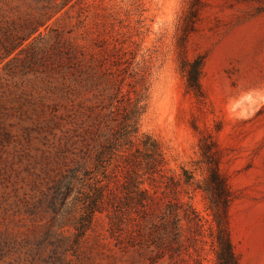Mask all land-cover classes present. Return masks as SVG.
I'll list each match as a JSON object with an SVG mask.
<instances>
[{"label":"rangeland","instance_id":"1","mask_svg":"<svg viewBox=\"0 0 264 264\" xmlns=\"http://www.w3.org/2000/svg\"><path fill=\"white\" fill-rule=\"evenodd\" d=\"M187 6V0H80L30 33L36 2L0 0V230L8 229L11 239L34 236L29 220H15L6 210L14 188H27V158L47 149L78 114L95 108L110 92L114 66L100 70L92 86L68 92L52 69L57 62L47 57L61 34L65 41L80 42L87 58L108 42L126 51L122 59L134 55L133 62L147 69L149 100L141 128L165 143L176 172L197 158L200 135L218 143L220 169L232 193L228 211L234 250L240 264H264V0H200L182 48L178 27ZM180 55L203 60L199 96L185 87ZM129 88L123 85L124 92ZM191 202L208 216L201 191L193 192ZM133 215L128 227L141 244H116L108 235L106 214L97 213L93 229L74 254L67 253L64 264H167L164 258L151 262L144 241L149 224ZM70 233L72 227L65 226L63 236ZM205 249L210 261L208 243Z\"/></svg>","mask_w":264,"mask_h":264},{"label":"trees","instance_id":"2","mask_svg":"<svg viewBox=\"0 0 264 264\" xmlns=\"http://www.w3.org/2000/svg\"><path fill=\"white\" fill-rule=\"evenodd\" d=\"M33 1L37 14L29 22L30 33L80 2ZM199 2L187 0L178 27L179 47L183 48L185 37L193 30ZM56 36L47 57L51 63L57 62L52 69L61 75L68 92L92 86L100 70L114 66L115 71L109 70L110 92L99 98L95 108L78 114L72 127L55 134L56 140L47 149L27 158V188H14L6 210H12L15 220H29L34 236L17 242L9 237L8 229L0 230V264H64L67 253L78 250L101 212L108 218L109 237L124 248L142 243L134 240L128 221L133 213L144 218L149 224L144 241L152 251L151 262L164 258L167 264H240L230 234L232 193L220 169L218 143L200 135L197 158L190 167L181 165L176 172L169 165L165 143L141 128L149 100L147 69L133 62L134 55L122 59L126 51L108 42L89 52L87 58L80 42ZM110 57L116 59L110 61ZM202 64L200 56L189 60L180 55L185 87L195 96L202 94ZM125 84L130 88L124 92ZM195 190L203 193L208 216L193 206ZM65 226L72 227L70 235L63 236ZM207 243L210 261L205 253ZM12 252L16 255L6 259Z\"/></svg>","mask_w":264,"mask_h":264}]
</instances>
